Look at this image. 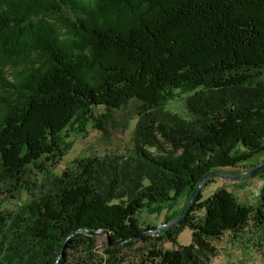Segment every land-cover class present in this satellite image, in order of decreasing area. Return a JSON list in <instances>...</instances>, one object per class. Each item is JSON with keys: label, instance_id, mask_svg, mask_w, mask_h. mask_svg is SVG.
<instances>
[{"label": "trees", "instance_id": "trees-1", "mask_svg": "<svg viewBox=\"0 0 264 264\" xmlns=\"http://www.w3.org/2000/svg\"><path fill=\"white\" fill-rule=\"evenodd\" d=\"M0 79V187L26 195L0 215V264H119L139 241L145 264H210L225 232L264 233V186L252 205L202 187L156 235L137 216L183 196L172 219L202 176L264 152V0H0ZM176 90L188 117L164 110ZM132 100L130 148L56 172L71 134ZM185 226L191 243L160 245Z\"/></svg>", "mask_w": 264, "mask_h": 264}, {"label": "rangeland", "instance_id": "rangeland-1", "mask_svg": "<svg viewBox=\"0 0 264 264\" xmlns=\"http://www.w3.org/2000/svg\"><path fill=\"white\" fill-rule=\"evenodd\" d=\"M66 14L71 15L70 9H65ZM13 68H7V75L10 76ZM3 85L0 79V93H3ZM175 96L171 99L164 110L180 114L188 117V110L186 106V96L188 93L182 90H176ZM138 105L136 100H132L122 109H113L108 113L104 121H101L99 128L89 127V131L82 134H71L70 139L73 140V147L68 152L61 162L55 168L57 173H62L64 169H72L78 171V163L76 159L87 158H103L109 152L120 153L126 151L131 144L132 130L134 129L135 118L132 117ZM132 117V118H131ZM126 126V129L123 127ZM264 160V152L253 155L248 160L239 163L236 166L225 167L218 170L229 171L233 173H243L254 165L259 164ZM67 169V170H68ZM32 175V174H31ZM211 181L203 185L202 192L204 197L212 194L217 188L226 187L230 190L236 199L243 204H255L262 187L264 186V169L259 172L245 177L243 179H231L220 176L211 177ZM15 190L8 189L7 186L0 187V215L5 217L8 213H13L26 200V195L19 198ZM183 197V196H182ZM179 197L173 201L171 208L164 206L161 211L149 212L147 209H142L137 213L138 218L142 222V226H160L165 222V218L173 210L182 206L184 198ZM146 231V230H145ZM261 228L249 225L247 230L233 237L232 233L225 232V234L216 241L218 246V253L211 260L210 264H264V233ZM153 231H147L144 235H156ZM93 235V234H90ZM96 236L95 246L92 248L96 261L101 256H106L105 246L109 243V237L103 231H98ZM93 235V236H94ZM192 241V231L189 227H183L176 237V241L166 240L161 242L164 248H177L180 245H187ZM139 241L133 245V248H123L122 254L124 261L119 264H145V255L142 253L148 252V247L135 249L136 246L142 245ZM143 246V245H142ZM98 258V259H97ZM100 261V260H99ZM143 262V263H142ZM146 263H149L146 261Z\"/></svg>", "mask_w": 264, "mask_h": 264}, {"label": "water", "instance_id": "water-1", "mask_svg": "<svg viewBox=\"0 0 264 264\" xmlns=\"http://www.w3.org/2000/svg\"><path fill=\"white\" fill-rule=\"evenodd\" d=\"M262 168L264 169V160L262 162H260L258 165H256L255 167H253L250 170L243 172V173H233V172L224 171V170H212V171H210L209 173H207L206 175H204L200 178L199 182L197 183L196 187H194V190L190 194L187 202L185 203V205L183 206V208L179 214H177L172 219H170L166 222H163L160 226L155 227V229H149V231L151 230L154 233H159L165 227L174 226V225L178 224L185 217V215L188 213V211L191 207V204L195 200V197L198 194V192L201 190V188L205 184L206 179H209V178L214 177V176H220V175L222 177L231 178V179H243L245 177H249L251 175H254L255 173L262 170ZM146 231H144L143 234ZM89 233L94 235V234H97L98 232L95 231V232H89Z\"/></svg>", "mask_w": 264, "mask_h": 264}]
</instances>
